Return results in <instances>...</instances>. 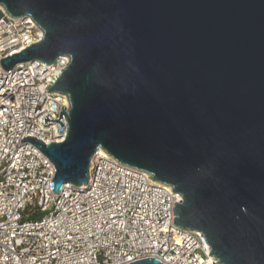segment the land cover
Here are the masks:
<instances>
[{"label": "water", "instance_id": "water-1", "mask_svg": "<svg viewBox=\"0 0 264 264\" xmlns=\"http://www.w3.org/2000/svg\"><path fill=\"white\" fill-rule=\"evenodd\" d=\"M42 41L0 60L55 64L67 136L23 138L86 186L98 148L180 194L173 225L202 233L216 264H264V0H0ZM130 264H160L144 259Z\"/></svg>", "mask_w": 264, "mask_h": 264}, {"label": "built area", "instance_id": "built-area-1", "mask_svg": "<svg viewBox=\"0 0 264 264\" xmlns=\"http://www.w3.org/2000/svg\"><path fill=\"white\" fill-rule=\"evenodd\" d=\"M1 7V6H0ZM29 16L0 9V60L42 41ZM70 63L0 66V264H216L201 232L173 225L182 198L151 174L127 166L99 148L91 157L86 186L65 184L52 192L56 169L31 137L47 146L67 136V95L45 89ZM51 82V83H50ZM104 152V153H103Z\"/></svg>", "mask_w": 264, "mask_h": 264}, {"label": "bare ground", "instance_id": "bare-ground-1", "mask_svg": "<svg viewBox=\"0 0 264 264\" xmlns=\"http://www.w3.org/2000/svg\"><path fill=\"white\" fill-rule=\"evenodd\" d=\"M0 9H1V7H0ZM99 150L103 151L101 148H99ZM103 153H104V152H103Z\"/></svg>", "mask_w": 264, "mask_h": 264}]
</instances>
